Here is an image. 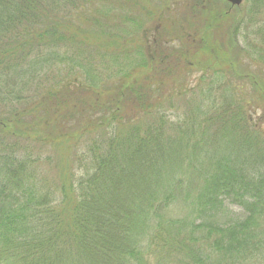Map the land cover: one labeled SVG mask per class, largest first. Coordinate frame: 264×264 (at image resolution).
Listing matches in <instances>:
<instances>
[{
	"label": "trees",
	"instance_id": "16d2710c",
	"mask_svg": "<svg viewBox=\"0 0 264 264\" xmlns=\"http://www.w3.org/2000/svg\"><path fill=\"white\" fill-rule=\"evenodd\" d=\"M207 1L184 19L206 18L209 56L187 91L169 0H0V264H264V50L254 74L219 26L239 9Z\"/></svg>",
	"mask_w": 264,
	"mask_h": 264
},
{
	"label": "rangeland",
	"instance_id": "374dc122",
	"mask_svg": "<svg viewBox=\"0 0 264 264\" xmlns=\"http://www.w3.org/2000/svg\"><path fill=\"white\" fill-rule=\"evenodd\" d=\"M222 1H224V0H222ZM202 2L209 5V1H207V0H169V5L163 10V12L165 13L168 10L169 13L166 15V17H168V15H169L170 19L174 23H177L174 25H178V26H175V27H177V31L172 33V35H171V36H173L172 37L173 39H172V43L169 44L168 50H171V49L173 50L175 48L176 49L178 48V51L183 50V43H184V46L186 47V43H185L184 39H187V37L189 35H191L192 33L193 34L197 33L196 30H199L196 28L197 26L198 27L202 26V25H200V22L205 20L206 18H204L202 20L200 18H199V20H196V19L189 20L188 23L184 22L185 15L187 14L189 9L193 10V6H196V9H197L196 13L197 14L204 15V14H202V12H203L202 6L204 5ZM196 3H198L199 6L195 5ZM225 3L228 4L230 7H232L229 3H227V2H225ZM225 3H224V5L227 6ZM262 3H260V2L256 3V0H244L243 4L240 7H232L229 9V12H231L230 10H234V9L238 8L239 10L236 14H233L232 17L228 21H225V22L219 24V26L222 27L225 30V32H226V30H228V32H226V33H228L229 37H231L234 40V42H233L234 48L232 47V49H235V48L238 49V46L241 49L242 48L246 49V55L244 57V54H243L242 61H243L244 66H246L248 69L250 68L254 74H255L254 69L257 67L256 66L257 63L255 62V59L257 58L256 57L257 53H259L260 49L264 50V3L263 4ZM257 5L258 6L262 5L260 8V14H257L254 10L255 7L257 8ZM252 15H253L254 21H255L253 23H251V21H249V20H251ZM162 17L163 16H159V21L162 19ZM183 26H184V28L182 29ZM191 26L193 28H195V30H193V31H191L190 29L188 30V28H190ZM149 27L146 29L148 38L151 37V35L154 36V34H155L154 33L155 26L154 27L152 26L151 28H149ZM178 28H179V30H178ZM200 30H202V32L200 31L201 34L199 33L200 38H198V40L204 38L203 34L205 33V31L203 30V28H201ZM167 31L168 30H166L165 32H167ZM222 35H223V33H222ZM141 37L143 38V35H141ZM141 37H140V39H141ZM219 38L221 39V41L218 40L219 42H217V45H218V48L220 50L222 47L221 45L223 43L224 37H219ZM226 39H227V37L225 38V40ZM178 43H179L180 47L178 46ZM254 47H255V50H254ZM228 49L231 53L230 54L231 56H233L234 54L235 55L237 54V51L232 52V50L230 48H228ZM225 50H226V47H225ZM178 51L174 50L175 53H178ZM222 51H224V48H222ZM207 60H209V56H206V54L204 55L203 53L198 55V57H196L195 59H190V62L192 64V66L194 67V68L192 67L193 71L184 70V73H185L184 76L188 77V78L186 77L188 79L187 80L188 86L186 87L188 89L187 91H189L193 87H196V85L199 82V78L202 77L203 73L207 74V72H206L207 69H206V67H204L206 64L205 62ZM55 67H56V69L53 70L52 74L55 72L54 76H58V73H60L61 72L60 70L63 68H61L58 64H55ZM47 73H48V71H46V69H45V71H43V73L41 75L38 74V76H34L33 74H30L28 76V78H29V80H32V81L29 84L28 89H26L28 91L25 93V90H24L22 92V94H24V96H26V95L32 93V90L35 88L34 82H38L39 79L42 76L46 75ZM210 74L211 73H208V77L206 78L205 83L203 84L202 87H209L211 84H213L214 87L220 86V84L215 83V82H218L216 80V77L212 76ZM62 75H65V73H62ZM259 78H260V83L264 82V74H261ZM33 79H35V80H33ZM46 84H47V82L45 83V85ZM222 86H225V89L228 87V85H226V84H224ZM30 89H32V90H30ZM182 89H184V88L182 87ZM200 89L201 88H198L197 90L199 91ZM229 89L231 92L232 87H229ZM182 92H184V91H182ZM215 92H217V90ZM191 93H188V92L186 93V97H188V99L192 98L194 96H197L199 94V92H196L195 94H193V93L191 94ZM263 93H264V91H263ZM181 101L182 100H180L179 102H181ZM5 107H2V105H1V107H0V112H2L1 115H9L10 113L13 112V110H10L8 104L5 105ZM253 107L251 106V109L249 110V115L252 118L253 123H256L257 125H259L261 127L262 130H264V103H260V107L257 109H254ZM178 108H182L180 104H179V106L176 107V109H175L176 111H172V110L168 111V114H171V115L173 114V116H172L173 119L174 118L175 119L182 118L181 110H179ZM80 133L81 132L76 131L71 136H69V137H75L76 136L78 140L77 139H74V140H77V143L80 144L78 146L82 147L80 150L74 149V151L75 150H77V151L83 150V142L87 140V136L82 137V135H80ZM52 138H53V136H52ZM73 148L74 147H72V149ZM36 153H40L41 155H43L45 157L51 156L54 154L52 151V147L46 148V149L41 150V151L36 152ZM43 169H44V172H48L49 176H52L53 178H54V175L55 176L57 175V172H55V169H53V168H47V169L43 168ZM77 169H78V164L76 163L73 166L72 171L75 172ZM81 174H84V170H82V171L77 170V176L79 177V176H81ZM226 207H227L231 217L241 218L244 216V213L242 212V210L239 207L232 205L231 201L227 202ZM180 208H181V206H180Z\"/></svg>",
	"mask_w": 264,
	"mask_h": 264
},
{
	"label": "flooded vegetation",
	"instance_id": "af4514ba",
	"mask_svg": "<svg viewBox=\"0 0 264 264\" xmlns=\"http://www.w3.org/2000/svg\"><path fill=\"white\" fill-rule=\"evenodd\" d=\"M232 8V7H231ZM201 24V23H200ZM197 33H200L199 31L197 32ZM197 33H195V34H192L191 35V38L189 39L190 40V43H191V45H190V48L187 50V53H189V56H190V54H191V52H192V55H193V59H195L197 56H196V54L194 53L195 51H198L199 49H200V47L199 46H201L202 44H203V39H200V40H198V38H200V35L198 34V36H196L197 35ZM201 34V33H200ZM178 46H179V43H178ZM180 47V46H179ZM174 50H176V51H178V48L176 49H173V51ZM192 58H190V59H192ZM190 59H188V61L189 62H187L188 64H190V65H192L191 64V62H190ZM193 67V66H192ZM194 68V67H193Z\"/></svg>",
	"mask_w": 264,
	"mask_h": 264
},
{
	"label": "water",
	"instance_id": "95a60500",
	"mask_svg": "<svg viewBox=\"0 0 264 264\" xmlns=\"http://www.w3.org/2000/svg\"><path fill=\"white\" fill-rule=\"evenodd\" d=\"M227 3H229L232 7H240L244 0H225Z\"/></svg>",
	"mask_w": 264,
	"mask_h": 264
}]
</instances>
